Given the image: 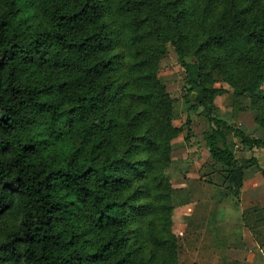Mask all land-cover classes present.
<instances>
[{
	"label": "trees",
	"instance_id": "obj_1",
	"mask_svg": "<svg viewBox=\"0 0 264 264\" xmlns=\"http://www.w3.org/2000/svg\"><path fill=\"white\" fill-rule=\"evenodd\" d=\"M168 43L237 194L264 175L235 154L264 146V0H0V264H143L147 237L180 264L172 213L191 196L165 172L186 147L158 72Z\"/></svg>",
	"mask_w": 264,
	"mask_h": 264
},
{
	"label": "crops",
	"instance_id": "obj_2",
	"mask_svg": "<svg viewBox=\"0 0 264 264\" xmlns=\"http://www.w3.org/2000/svg\"><path fill=\"white\" fill-rule=\"evenodd\" d=\"M206 155L207 159L212 158L204 148L203 154L197 152L191 157V163H202ZM254 156L264 170V155L255 152ZM210 175L213 184H205L203 178L205 182L192 186L191 202L173 210V232L178 238L188 239V255L180 258L188 264H264V182L260 184L257 173L245 179L239 193L235 194L228 188V182H219L214 172ZM192 177L200 178L196 174ZM253 181L257 183L250 186ZM227 193L233 195L232 204L226 199ZM255 204H259L263 212H259L261 219L254 225L252 221L249 226L243 210Z\"/></svg>",
	"mask_w": 264,
	"mask_h": 264
},
{
	"label": "rangeland",
	"instance_id": "obj_3",
	"mask_svg": "<svg viewBox=\"0 0 264 264\" xmlns=\"http://www.w3.org/2000/svg\"><path fill=\"white\" fill-rule=\"evenodd\" d=\"M158 72L160 75L165 76L166 78L173 77L170 88V94L172 97L175 98L174 102V114H173V123L176 125H183V131L173 139L172 143L176 146V144L181 143L186 144V147L184 149H176L174 152L175 159L173 160V163H171L166 169V174L169 175L170 181L173 184V186H179L183 187L185 190H188L191 196V188L192 186L195 187L197 183L200 184V182H205V184H213L211 181L212 177L210 174L214 172L217 175V180L219 182H223L222 184H225L226 181L224 180V174H226V167H224L222 164H219L216 160L213 158L207 159L203 161L200 164L191 163V157L194 156L197 152H202L203 149H207L205 145V141L203 139V134L208 129V121L205 115L202 111V105L196 104L197 107L193 108L192 110L187 109V103L185 101V98L183 96L185 89L181 87V78L183 76V69L180 65V62L178 60L177 54L173 48V46L168 43L167 44V52L166 54L161 58L159 62V69ZM216 85H221L223 88L227 89L226 92L217 95L215 97L216 104L221 109H230L232 105V87L224 81L217 82ZM258 93H264V84L258 89ZM194 97V96H193ZM192 96L190 98L193 99ZM187 118H189V122L186 123ZM239 124V123H238ZM187 127H190L191 133L188 140H185L186 130ZM193 143V144H192ZM191 146H194L193 149H191ZM255 152H259L261 155H264V146L262 147H255L252 149L245 148L240 144H237L235 146V154L239 160L243 158H250L254 156ZM200 157H203L201 155ZM255 157V156H254ZM260 165V164H259ZM261 167V166H260ZM262 168V167H261ZM259 174V182H264V175L260 171H256L254 177L256 174ZM199 175L200 178H194L193 175ZM203 178H205V181H203ZM257 183V181H255ZM255 182H251L250 186ZM183 183V184H181ZM202 184V183H201ZM259 184V185H260ZM264 184V183H263ZM203 186V185H201ZM264 187V186H263ZM262 188V185H261ZM181 199V197H180ZM226 199L229 202V204H232L234 198L232 194L227 193ZM191 202V198L190 201ZM188 202V203H189ZM187 204V203H185ZM177 241V247H176V254L175 256H179V262L180 264H188V262L182 260V256H187V242L188 239L185 237L182 238H176ZM164 242L161 240H155L146 238L144 242L141 243L142 250L140 252V256L142 257V263L143 264H158V260L160 259V256L163 252H165L164 249H161ZM180 256L182 258H180Z\"/></svg>",
	"mask_w": 264,
	"mask_h": 264
},
{
	"label": "water",
	"instance_id": "obj_4",
	"mask_svg": "<svg viewBox=\"0 0 264 264\" xmlns=\"http://www.w3.org/2000/svg\"><path fill=\"white\" fill-rule=\"evenodd\" d=\"M191 96H192V97L194 96V92H192Z\"/></svg>",
	"mask_w": 264,
	"mask_h": 264
}]
</instances>
